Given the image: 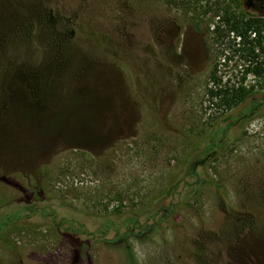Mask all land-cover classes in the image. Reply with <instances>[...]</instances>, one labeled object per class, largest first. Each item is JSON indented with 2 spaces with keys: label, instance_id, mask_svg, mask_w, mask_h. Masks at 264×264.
Listing matches in <instances>:
<instances>
[{
  "label": "rangeland",
  "instance_id": "1",
  "mask_svg": "<svg viewBox=\"0 0 264 264\" xmlns=\"http://www.w3.org/2000/svg\"><path fill=\"white\" fill-rule=\"evenodd\" d=\"M224 14L264 0H0V264H264V80Z\"/></svg>",
  "mask_w": 264,
  "mask_h": 264
},
{
  "label": "trees",
  "instance_id": "2",
  "mask_svg": "<svg viewBox=\"0 0 264 264\" xmlns=\"http://www.w3.org/2000/svg\"><path fill=\"white\" fill-rule=\"evenodd\" d=\"M217 16V23L211 26L210 35L215 40H219L221 45H229V49L237 55V58L246 62L245 73L251 74L255 78L264 80V68L260 67L256 61L258 51L263 52L264 43V23L255 19H243L234 14H224ZM228 43V44H227ZM210 79L213 89L208 90L210 100H218V108L224 112L231 111L249 97V92L241 85L221 86L220 81L215 76V71L211 70ZM224 129L215 131L203 147L199 157L192 163L188 170L189 176L197 177V169L214 153V149L220 147ZM127 226H142L141 223L131 219L126 222Z\"/></svg>",
  "mask_w": 264,
  "mask_h": 264
},
{
  "label": "flooded vegetation",
  "instance_id": "3",
  "mask_svg": "<svg viewBox=\"0 0 264 264\" xmlns=\"http://www.w3.org/2000/svg\"><path fill=\"white\" fill-rule=\"evenodd\" d=\"M22 219H19V221H21ZM3 221H6V219H4ZM0 225H1V223H0ZM6 225V224H5ZM1 228V227H0Z\"/></svg>",
  "mask_w": 264,
  "mask_h": 264
}]
</instances>
